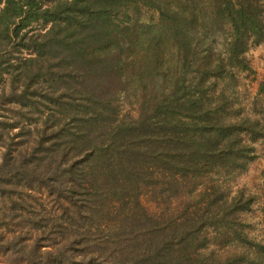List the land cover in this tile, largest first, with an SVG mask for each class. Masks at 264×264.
<instances>
[{"label":"trees","instance_id":"trees-1","mask_svg":"<svg viewBox=\"0 0 264 264\" xmlns=\"http://www.w3.org/2000/svg\"><path fill=\"white\" fill-rule=\"evenodd\" d=\"M213 1L216 4L214 13H221L229 25L227 65L246 70L249 68L245 57L248 45L258 43L264 37V0ZM161 2L164 8H161ZM169 2L0 0V84L3 82L0 86V103L5 93L4 86L8 83L10 99H13L11 101L20 104L18 116L26 117L29 112L41 114L43 106L55 110L52 117L57 126L61 119H65V128L62 126L58 132H53L51 138H60L65 142L61 141L58 145L51 141L43 151V155L50 158L47 165L51 164L56 153L61 154L64 149L65 155L71 152H74V156L83 153L79 154L82 156L78 169L72 162L65 170L69 178L65 188H57L58 193L65 191V202L60 201L59 196L56 197L62 207L58 217L64 219L65 215V225H79L78 218L82 216L96 222L95 226L102 225L97 222L105 216L98 194L109 183L112 186L106 185L108 189L105 192H112L114 184L119 182L118 175H114L115 167L126 173V177L138 190L140 184L147 183L149 179V172H143L145 166L156 160L154 158L161 151V157L168 158L164 168L173 172H191L192 175L211 171L219 161L247 159L245 150L238 144V124L220 121L219 108L203 96L201 86H192L188 82L190 90L187 93L185 85L173 88L167 100L158 106L161 118L154 125L147 118L139 117L131 119L136 121H118L110 101L102 100L95 86L91 87L95 77L108 71L113 51L123 52L125 49L122 45V32L115 23L118 14L123 13L131 19L132 15L139 12L140 6L154 7L158 13L172 15V18L166 16L168 20L175 22L177 17L180 25L192 23L194 12L189 18L185 15L186 8L176 11ZM34 21H40L44 27L49 26L43 34H28L29 26ZM115 35L119 36L118 41ZM203 47L205 50L202 56L196 57L194 49L191 51L192 57L185 56L182 68L194 65L193 72L198 73L194 78L202 82L213 75L223 77L225 65L222 61L219 65H213L210 56L212 50L208 49L211 48L210 44L206 43ZM11 49L18 52L28 50L32 55L26 58L20 56L12 61ZM55 66L58 69H54ZM181 78L185 79L183 76ZM180 90L183 92L180 93ZM153 115H157V110ZM47 122L45 118L35 150L40 149L44 143ZM17 123L7 124L6 131L15 128ZM245 123L254 131V120H245ZM47 149L58 152L46 154ZM2 156L0 199L12 201L15 195L22 193L21 189L33 186L30 181L38 175L37 163L32 162L34 150L27 156L22 155L17 164L10 166L6 165L9 153L6 155L4 152ZM206 165L209 170H205ZM78 171L81 172V179L83 177L90 186L82 201L74 197ZM95 172H100V175L95 176ZM48 185L56 191L53 184ZM235 199L232 196L228 199L230 202L224 200L222 204L226 205L224 208L228 214L243 210L233 202ZM127 204L129 208L124 212L126 217L131 223L140 222L146 229L144 233L135 236V242L117 237L113 243L118 246H110V238L114 234L110 230L107 233L94 232L95 229L89 225L86 229L72 230L67 234L65 244L57 246L53 251H41L38 238H34L32 244L28 245L30 247L26 250V258L32 264H229V256L209 255L212 249L208 246V235L203 230L210 226L209 221L214 218L211 215L201 212L192 213L191 216L184 214L183 218L168 216L158 220L148 217L142 211L143 207L137 198ZM105 227L108 225L105 224ZM33 228L38 229L36 225ZM18 236L8 238L7 246L15 245L13 240L18 239ZM82 240L85 245L78 248L77 243Z\"/></svg>","mask_w":264,"mask_h":264},{"label":"rangeland","instance_id":"rangeland-1","mask_svg":"<svg viewBox=\"0 0 264 264\" xmlns=\"http://www.w3.org/2000/svg\"><path fill=\"white\" fill-rule=\"evenodd\" d=\"M167 1L172 3L169 2L176 11L180 12L186 8L185 15L189 18L194 12L192 23L180 25L177 17L175 22L168 20L166 16L172 18V15L158 13L154 7L140 6L139 12L132 15L131 19L123 13L118 14L115 23L122 32V45L125 49L123 52L113 51L108 71L95 77L91 87L95 86L94 89L102 100L110 101L118 121H136L131 119L139 117L147 118L146 120L154 125V122L161 118L158 106L167 100L173 88L185 85L187 93L190 90L188 82L192 86H201L203 96L219 108L220 121L238 124V144L242 145L247 159L223 160L222 163L219 161L211 171L192 175L191 172H173L164 168L168 158L161 157V151L160 155L154 158L156 160L145 166L143 172H149V179L147 183H141L138 190L126 177V173L115 167L114 175H118L119 182L114 184L112 192H105L107 186H112V183H109L104 185L103 192L98 194L101 196L99 200L105 216L97 222L102 225L95 226L96 222L93 223L86 216L78 218L79 225H65V215L64 219L58 217L62 208L59 202H65V191L58 193L57 188H65V183L69 181L65 170L72 162L78 169L82 156L79 154L83 153L77 156L72 154L74 152L65 155L64 149L61 154L56 153L55 157L52 155L53 161L47 165L50 158L43 155V151L51 141L57 142L58 145L61 141L65 142L60 138L51 139L53 132H58L62 126L65 128V119H61L57 126L55 118L52 117L55 110L43 106L41 114L29 112L26 117L18 116L20 104L11 101L13 99H10V84L6 83L0 103V163L4 152L6 155L9 153L6 165L10 166L17 164L22 155L27 156L34 150L32 162L37 163L38 175L30 181L33 186L30 189H21L22 193L15 195L12 201L0 199V264H32L26 258V250L34 238H38L41 251H53L57 246L65 244V238L72 230L86 229L89 225L98 233H107L110 230L114 234L110 238V246H118L113 243V239L117 240V237L135 242V236L140 232L144 233L145 226L139 224L140 222L131 223L124 212L129 208L127 203H132L136 198L143 207L142 211L144 210L148 217L158 220L168 216L183 218L184 214L191 216L192 213L201 212L211 215L214 218L209 221L210 226L203 230L208 235V246L212 249L209 255L229 256V264H264V37L260 42L250 43L247 47L245 57L249 68L241 70L229 66L226 62L229 25L221 13H214L215 2ZM159 4L161 8L165 7L162 2ZM48 26L44 27L40 21H34L29 26L31 28L28 34H43ZM115 38L117 40L119 36L115 35ZM206 43L210 44L211 48L208 49L212 50L211 63L219 65L222 61L225 68L223 77L213 75L202 82L194 78L198 76V73L193 72L194 65L182 68V63L185 62V56L192 57L193 49L196 57L202 56ZM11 51L12 61L20 56L26 58L32 55L24 49L20 52L12 49ZM53 68L58 69L57 66ZM182 76L185 79L181 78ZM2 84L3 82L0 86ZM181 92L183 90H180ZM155 110L157 115H153ZM58 115L62 118V115ZM45 118L48 122L44 143L40 149L35 150ZM245 120L256 122L254 131H251ZM13 122H18L17 126L6 131L7 124ZM20 130L22 133H19ZM32 139L35 140L34 143ZM52 151L57 150L47 149L46 154ZM204 168L210 169L208 165ZM95 173V176L100 175V172ZM76 175L77 187L74 197L82 201L86 198L85 192L90 190V186L83 177L81 179L80 171ZM49 183L54 185L56 191L49 187ZM232 196L236 197L233 202L243 210L228 214L224 208L226 205L222 204L224 200L230 202L228 199ZM122 218H125L124 221H121ZM33 224L38 229L35 230ZM105 224L108 227H105ZM118 234L120 235L116 236ZM12 236L19 238L14 239L15 245L9 247L7 239ZM84 245L83 240L77 243L78 248Z\"/></svg>","mask_w":264,"mask_h":264}]
</instances>
